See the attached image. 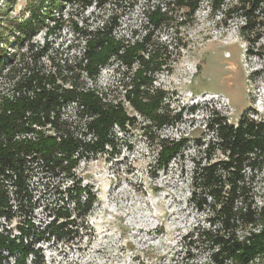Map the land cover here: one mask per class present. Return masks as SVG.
I'll return each instance as SVG.
<instances>
[{
  "label": "trees",
  "instance_id": "trees-1",
  "mask_svg": "<svg viewBox=\"0 0 264 264\" xmlns=\"http://www.w3.org/2000/svg\"><path fill=\"white\" fill-rule=\"evenodd\" d=\"M74 1L83 9L106 2L68 0ZM164 1L144 9L153 31L170 28L175 10L184 17L179 24H188L207 1L225 21L239 20V35L245 42L264 35V0ZM48 2L41 0L37 7H28V16L13 24L28 41L41 28L44 17L51 18L50 8L61 4ZM117 19L112 16L109 23L90 32L76 24L74 30L86 39L84 60L69 63L66 59L62 65V59L57 62L50 56L49 42L41 46L29 43L22 54L23 63L11 66L5 74L14 80L18 94L0 109V264H27L29 258L32 264H42L43 256L36 249L41 238L62 242L75 239L74 228L83 225L78 224V218H86L96 201L91 188L76 181L75 170L85 153L96 155L116 149L115 128L126 133L135 126L137 117L128 113L127 105L147 123L143 134L157 142L159 169L166 170L177 156H183L186 138H161L158 134L181 120L180 113L169 111L167 93L154 86L157 76L164 72L162 61L167 49H149L151 30L137 39H133L137 32L132 40L116 38ZM45 57L53 65L51 70L42 65ZM111 59H117L130 73L122 85V96L116 100L108 99L107 92L97 86L101 69ZM82 71L93 87L79 82ZM70 103L76 104V118L84 119L81 134L75 122L63 116ZM206 128L212 136L206 144L198 145L204 146L205 158L194 162L191 201L197 210L209 214L208 228L195 230L191 237L211 249L210 264H258L257 259H264V192L260 195L264 188V117L245 111L236 124H231L226 116L212 111ZM38 175L47 180L46 185L57 181L44 190L54 200L44 208L49 220H39V226L33 207L38 200L31 187ZM67 179L70 182L64 184ZM18 218L22 219L10 227Z\"/></svg>",
  "mask_w": 264,
  "mask_h": 264
},
{
  "label": "rangeland",
  "instance_id": "rangeland-1",
  "mask_svg": "<svg viewBox=\"0 0 264 264\" xmlns=\"http://www.w3.org/2000/svg\"><path fill=\"white\" fill-rule=\"evenodd\" d=\"M40 1L0 0V109L18 94L14 80L5 74L23 61L29 43L41 46L49 42V54L57 62H75L80 60L86 40L74 30L76 24L90 32L116 16V38L132 40L137 32L133 37L137 39L145 30H151L149 49H167L162 61L164 72L157 76L154 86L167 93L169 111L180 113L181 120L158 134L161 138L188 140L183 156H177L166 170L159 169L157 142L143 134L147 123L127 105L128 113L137 117L135 126L126 133L115 128L116 149L96 155L85 153L75 170L76 181L96 195L93 209L86 218H78V224L83 225L74 228L77 233L73 241L40 239L36 249L43 256L42 264H210L211 249L191 237L195 230L208 228L209 218L191 201L194 162L205 158L204 146L198 145L206 144L212 136L206 128L212 111L226 116L231 124H236L245 111L264 117V35L245 42L239 35V20L225 21L207 1L188 24H179L184 17L175 10L170 28L153 31L144 9L162 0H106L101 7L94 4L87 9L77 1L54 0L61 4L50 8V16L60 18L59 24L54 26L55 22L45 16L41 28L28 41L13 24ZM46 1L49 5L50 0ZM48 29L54 32L48 34ZM42 65L45 70L53 68L46 57ZM129 74L117 59H111L101 69L97 86L107 92L108 99H119ZM79 82L94 86L84 74ZM63 112L81 134L84 119L76 118L75 106H67ZM41 178L35 176L31 183L38 200L33 203L38 226L39 220H49L44 208L54 200L44 190L57 182L46 185L47 180ZM69 182L67 179L64 184ZM263 192L264 188L260 189V195ZM256 262L264 264L263 257ZM27 264H32L31 258Z\"/></svg>",
  "mask_w": 264,
  "mask_h": 264
},
{
  "label": "built area",
  "instance_id": "built-area-1",
  "mask_svg": "<svg viewBox=\"0 0 264 264\" xmlns=\"http://www.w3.org/2000/svg\"><path fill=\"white\" fill-rule=\"evenodd\" d=\"M54 13H56V14H58V11H56V12H54ZM27 16H28V14H27ZM56 17V16H55ZM47 19V18H46ZM48 20L49 21H52V22H55L54 24H59V20H60V18H48ZM85 48H86V46H85ZM85 51H86V49H84V52H83V54L81 55V58H80V60L82 59V60H84V58H85ZM86 61V60H85ZM65 62V61H64ZM64 62L63 61H61V63H62V65L64 64ZM82 74H84L86 77H87V75H86V73H85V71H82ZM70 105H74L75 106V108H76V104L75 103H70V104H68L67 106H70ZM66 106V107H67ZM48 128H51V125H48ZM37 129H41L40 127H37Z\"/></svg>",
  "mask_w": 264,
  "mask_h": 264
}]
</instances>
